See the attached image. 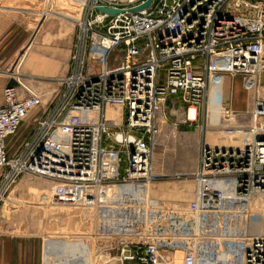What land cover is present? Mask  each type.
I'll use <instances>...</instances> for the list:
<instances>
[{
	"label": "built area",
	"instance_id": "1",
	"mask_svg": "<svg viewBox=\"0 0 264 264\" xmlns=\"http://www.w3.org/2000/svg\"><path fill=\"white\" fill-rule=\"evenodd\" d=\"M66 1L82 11L71 73L46 90L21 61L18 84L3 90L0 170H10L0 202L31 174L53 182L57 204L86 208V256L75 264H176L178 252L183 264H264V233L251 229L264 197V0H153L142 10L148 0ZM229 76L254 93L245 123L226 100ZM177 99L186 123L205 106L213 129L238 142L203 144L197 169L176 174L195 180L194 199L169 203L151 186L159 121ZM30 116L34 131L11 156L8 141Z\"/></svg>",
	"mask_w": 264,
	"mask_h": 264
},
{
	"label": "rangeland",
	"instance_id": "2",
	"mask_svg": "<svg viewBox=\"0 0 264 264\" xmlns=\"http://www.w3.org/2000/svg\"><path fill=\"white\" fill-rule=\"evenodd\" d=\"M19 4L29 6L34 10L28 11L29 14L9 12L14 17L18 32L12 39L11 44L14 45L19 40L25 45L27 51L29 43L33 41L32 51L40 46H44V34L46 27L53 22L55 24L63 23L60 19L53 17L44 18L40 10L52 8L58 10L67 7L68 13L76 14V20L80 21L82 11L78 5L74 3L57 0L53 3L51 0H16ZM74 12V13H73ZM0 14H7L0 10ZM40 14V15H39ZM77 28V34L79 28ZM118 53H114L111 59V64L121 65L123 60L119 59ZM123 59V56H121ZM46 84H44L45 86ZM242 88L246 91V98L236 101L238 108L246 107V109H235L238 112L240 123H245L249 119L251 110V97L253 92L247 91L243 86V80L237 79L235 87ZM48 90V89H47ZM244 93H242L243 95ZM226 97V95H225ZM229 104V101L226 97ZM185 107L180 101H176L169 105L166 109V118L168 120V131L162 136L160 134L156 155L161 158L162 165L168 166V176L171 180L185 181L181 184L193 187L192 178L176 179V174L187 175L194 172L199 163L201 146L203 139H208V142L216 143L214 135L213 123L210 121L209 112L205 106L199 110L198 119L195 122H185ZM30 128H34V122L31 121ZM25 125L20 130L17 136L11 137L8 141V151L11 156L16 155V150L21 142L26 137L21 133L25 131ZM221 139L226 142L227 138L221 135ZM228 141V140H227ZM10 168L0 170V186L3 184V175L9 172ZM17 182L11 187L9 193L5 196L6 199L0 202V233L4 234H30L40 236L42 239L49 240L55 237L81 236L82 233H87L90 230L89 213L83 206H73L53 204L49 196L51 194V181L24 174L18 178ZM53 183V182H52ZM54 185V184H53ZM197 187V184H196ZM50 199H49V198ZM259 204L257 203L258 200ZM258 200H254V206L259 205L252 211V231L264 233V197L261 196ZM56 202V201H55ZM188 202V201H184ZM57 203V202H56ZM183 203V202H169ZM177 264H182V258H178Z\"/></svg>",
	"mask_w": 264,
	"mask_h": 264
},
{
	"label": "crops",
	"instance_id": "3",
	"mask_svg": "<svg viewBox=\"0 0 264 264\" xmlns=\"http://www.w3.org/2000/svg\"><path fill=\"white\" fill-rule=\"evenodd\" d=\"M64 2H67L64 0ZM23 4V3H22ZM19 4L16 0H3L0 10L7 14H0V103L3 101V90L7 85H17L18 82L14 78V70L21 63V72L31 82H42L47 90H53L58 87V78L66 76L71 73L73 67L72 56L74 53L75 44L77 42L78 34L76 23V15L78 13L70 14L67 7H62L58 10L46 8L41 11L44 18L53 17L60 19L63 23L49 24L45 30L44 46H40L32 51L33 41L25 50V45L17 40L14 45L11 44L12 39L18 32V27L15 24L14 17L9 12L24 13L28 15L32 8L29 6ZM40 15V14H39ZM237 79H242L240 76L227 77L225 84V95L229 101L230 106L234 109H246V107L238 108L236 101H242L246 98L245 90L235 87ZM242 93H244L242 95ZM179 99H177V102ZM176 101H173V103ZM181 102V101H180ZM168 108V107H167ZM32 117L30 116L23 123L25 131L22 136L23 139L29 138L35 128H30ZM162 129V136L164 132L168 131V120L161 119L159 121ZM21 127V129H22ZM216 136V143L208 142L204 137L203 144L210 146L222 147L231 145L236 141L221 139V134L214 130ZM201 146V147H202ZM154 171L159 175V178L152 184L151 191L154 197L166 202H184L191 201L195 197L196 182L193 181V187L181 184L185 181L171 180L168 176V166L164 167L159 156L154 155ZM50 183L51 194L54 189L52 182ZM48 197V198H49ZM49 198V199H50ZM53 204L58 205L53 200ZM73 206H77L74 205ZM86 247L83 238L80 236L73 237H55L53 239L45 240L40 236L30 234H4L0 233V264H75L76 256L85 257ZM177 255L181 258L180 252Z\"/></svg>",
	"mask_w": 264,
	"mask_h": 264
},
{
	"label": "water",
	"instance_id": "4",
	"mask_svg": "<svg viewBox=\"0 0 264 264\" xmlns=\"http://www.w3.org/2000/svg\"><path fill=\"white\" fill-rule=\"evenodd\" d=\"M152 2H153V0H148L145 4L138 6V7H135L134 10H142V9L148 7ZM100 10H102L104 12H110V13L116 12V10H114V9H108L105 7H101Z\"/></svg>",
	"mask_w": 264,
	"mask_h": 264
},
{
	"label": "bare ground",
	"instance_id": "5",
	"mask_svg": "<svg viewBox=\"0 0 264 264\" xmlns=\"http://www.w3.org/2000/svg\"><path fill=\"white\" fill-rule=\"evenodd\" d=\"M2 1L3 0H1V3H2ZM1 3H0V7H1ZM77 22H79V20H77ZM191 116L193 117V115H194V113H193V111L191 112ZM109 115L111 116V117H114L115 116V114H113V111L110 109L109 110ZM118 121V120H117ZM31 175V174H30ZM32 176H34V175H32ZM39 178V177H38ZM85 233H82V234H80L81 236V238H83L82 237V235H84ZM181 254V258H182V264H183V254L182 253H180ZM85 256H86V254H85ZM178 258H179V256L177 255V257H176V264H177V261H178Z\"/></svg>",
	"mask_w": 264,
	"mask_h": 264
}]
</instances>
